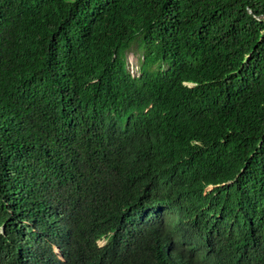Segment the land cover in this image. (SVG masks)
<instances>
[{"label": "trees", "instance_id": "trees-1", "mask_svg": "<svg viewBox=\"0 0 264 264\" xmlns=\"http://www.w3.org/2000/svg\"><path fill=\"white\" fill-rule=\"evenodd\" d=\"M0 264H264V0H0Z\"/></svg>", "mask_w": 264, "mask_h": 264}, {"label": "rangeland", "instance_id": "rangeland-1", "mask_svg": "<svg viewBox=\"0 0 264 264\" xmlns=\"http://www.w3.org/2000/svg\"><path fill=\"white\" fill-rule=\"evenodd\" d=\"M142 59V49L139 47L138 43H134L127 52L128 69L133 75H140ZM209 190L210 188H208L206 191ZM103 243V239H99L97 241V245H101Z\"/></svg>", "mask_w": 264, "mask_h": 264}, {"label": "clouds", "instance_id": "clouds-1", "mask_svg": "<svg viewBox=\"0 0 264 264\" xmlns=\"http://www.w3.org/2000/svg\"><path fill=\"white\" fill-rule=\"evenodd\" d=\"M98 241V240H97ZM57 251V250H56Z\"/></svg>", "mask_w": 264, "mask_h": 264}]
</instances>
